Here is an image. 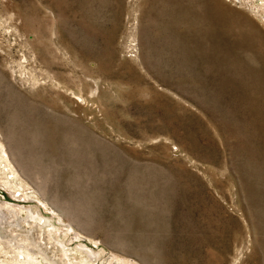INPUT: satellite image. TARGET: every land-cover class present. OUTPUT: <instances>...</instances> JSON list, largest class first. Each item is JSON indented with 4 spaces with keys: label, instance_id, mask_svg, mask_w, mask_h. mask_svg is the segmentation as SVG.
<instances>
[{
    "label": "rangeland",
    "instance_id": "rangeland-1",
    "mask_svg": "<svg viewBox=\"0 0 264 264\" xmlns=\"http://www.w3.org/2000/svg\"><path fill=\"white\" fill-rule=\"evenodd\" d=\"M218 1L264 42V0ZM175 6L0 0V240L44 264H264V83Z\"/></svg>",
    "mask_w": 264,
    "mask_h": 264
},
{
    "label": "bare ground",
    "instance_id": "bare-ground-1",
    "mask_svg": "<svg viewBox=\"0 0 264 264\" xmlns=\"http://www.w3.org/2000/svg\"><path fill=\"white\" fill-rule=\"evenodd\" d=\"M162 1L165 3L168 2V3L176 4L175 11H174V14H176L175 16H177V19L181 20V21H184L185 19L188 18L191 22V28L194 27V24L200 23L199 28L201 29V26L204 24L205 29L199 33L200 37L194 38V39H189L190 43L200 45V47H202L204 45L206 47V50H208V54H209L210 59L212 56H214V57H219L221 59L232 60L233 62H235L236 66L239 67V70L243 72V75L250 76L251 73L253 72V80H256V82L259 84L261 82L264 83V69H262V67L257 68L254 65L256 62H261L262 60L264 61V49H262L261 46L259 45V43L262 40H260L256 37V33H254L253 32L254 30H252L251 28H248L245 31H243V30L240 31L239 35L236 34V36H231V33L233 31L235 24L242 21L240 16L238 17L235 14H231V13L227 12L224 6H221L217 3V2H219L218 0H200L201 4L199 7L195 6V0H162ZM172 9H173V7H172ZM247 24H249V23L247 22ZM254 35H255V37H254ZM258 40H260V41H258ZM261 43L264 44V42H261ZM252 49H254L253 55H251ZM243 52H245V53H243ZM23 69H25V68H23ZM26 73H28V72H26ZM9 74H10V72H9ZM252 84H253V82H251V85H248L247 88H249L250 86L252 88H254L255 84L254 85H252ZM93 85L96 89L97 88V81H93ZM259 87H261V86H259ZM261 88H263V87H261ZM255 92H256V90L252 91L251 93H255ZM12 177H13V175H10L9 177L6 176L5 177L6 182L7 183L14 182V179ZM40 214L38 212L32 211L31 209H28L27 215H26V220H24V221L28 224H30L31 222H34L37 225V227H39L44 232L46 231V229L53 230L52 228H50V226H51L50 222L41 216L43 213L41 215ZM5 217H6V215H5ZM47 226H49V227L47 228ZM16 227H17V229H20L22 227V225L18 224V225H16ZM31 229H33V228H31ZM31 229H27L26 231H28V233H29L31 231ZM7 236H5V238H7L6 242H3L2 240H0V253H2V256L0 255V260L3 263L15 264L16 262H19L18 264H20V262H21L24 264V261H27V262L31 261L32 264H44L42 260H45V259L48 260L47 255H45L46 249L44 247H42V245L40 244L41 241L36 242V243H34L32 241L33 243H31V246H32L31 249L34 252L33 253L34 255H32V254H29L28 252H26L24 250L26 245L20 243L19 240H17V237L13 233H12V235H10L8 237ZM26 237L27 238H36L35 236H33V237L26 236ZM26 237L23 236L21 238H24V240H27ZM39 237L42 238L41 235H39ZM0 238H2L1 234H0ZM5 238H3V239H5ZM18 243H19V245H18ZM62 243H60V245L62 246L61 248L64 247V245ZM55 248H56V246H55ZM77 248H79V247H77ZM13 251H14V253H13ZM37 253L42 255L40 260L37 259V255H36ZM65 254H67V253H65ZM62 261L64 263V260H62ZM55 262H54V260H52L50 263H46V264H57ZM58 263H59V261H58Z\"/></svg>",
    "mask_w": 264,
    "mask_h": 264
},
{
    "label": "flooded vegetation",
    "instance_id": "flooded-vegetation-1",
    "mask_svg": "<svg viewBox=\"0 0 264 264\" xmlns=\"http://www.w3.org/2000/svg\"><path fill=\"white\" fill-rule=\"evenodd\" d=\"M31 222V221H30Z\"/></svg>",
    "mask_w": 264,
    "mask_h": 264
}]
</instances>
